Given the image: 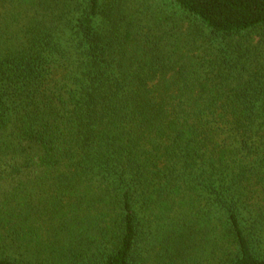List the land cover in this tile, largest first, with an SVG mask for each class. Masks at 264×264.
I'll list each match as a JSON object with an SVG mask.
<instances>
[{
  "label": "trees",
  "instance_id": "obj_1",
  "mask_svg": "<svg viewBox=\"0 0 264 264\" xmlns=\"http://www.w3.org/2000/svg\"><path fill=\"white\" fill-rule=\"evenodd\" d=\"M0 264H264V0H0Z\"/></svg>",
  "mask_w": 264,
  "mask_h": 264
},
{
  "label": "rangeland",
  "instance_id": "obj_2",
  "mask_svg": "<svg viewBox=\"0 0 264 264\" xmlns=\"http://www.w3.org/2000/svg\"><path fill=\"white\" fill-rule=\"evenodd\" d=\"M20 2V1H19ZM31 8H32V6H31Z\"/></svg>",
  "mask_w": 264,
  "mask_h": 264
}]
</instances>
